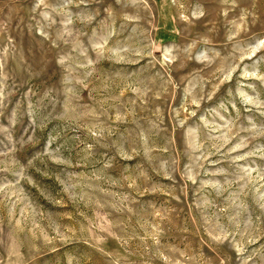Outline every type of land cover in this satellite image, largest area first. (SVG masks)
Here are the masks:
<instances>
[{
	"label": "rangeland",
	"instance_id": "obj_1",
	"mask_svg": "<svg viewBox=\"0 0 264 264\" xmlns=\"http://www.w3.org/2000/svg\"><path fill=\"white\" fill-rule=\"evenodd\" d=\"M0 264H264V0H0Z\"/></svg>",
	"mask_w": 264,
	"mask_h": 264
}]
</instances>
